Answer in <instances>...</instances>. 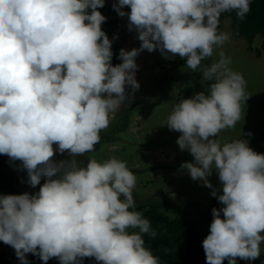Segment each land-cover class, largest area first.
<instances>
[{"label":"clouds","instance_id":"1","mask_svg":"<svg viewBox=\"0 0 264 264\" xmlns=\"http://www.w3.org/2000/svg\"><path fill=\"white\" fill-rule=\"evenodd\" d=\"M250 3L118 0L113 10L120 17L127 15L128 30L135 29L140 46L121 49V63L112 66L111 41L100 27L105 17L97 11L104 0H0V155L20 161L29 186L35 188L44 178L32 195L0 196V242L14 250L19 264H29V253L43 264L53 257L59 264H80L86 257L97 264H160L145 247L143 235L155 232L135 210L136 176L126 163L114 156L89 158L82 165L77 159L100 142V132L108 126L109 115L120 110L128 87L138 108L127 136L155 140L166 125L180 134L176 144L193 158L181 164L192 180L211 189L207 178L213 171L217 175L220 187L210 195L222 207L211 210L209 232L202 241L205 264H222L225 259L237 264L236 258L252 261L261 255L264 154L251 150L240 137L224 142L218 138L240 120L241 103L249 96L243 77L228 67L230 60L222 52L212 60L214 48L229 38L242 41L252 52L243 38L231 37L230 19L220 18L235 12L243 20ZM125 6L130 9L127 14L120 11ZM221 20L229 21V33L221 30ZM142 50L151 52L150 58L154 55L153 64L184 60L182 67L193 72L203 60L210 61L202 68V78L212 81L208 93L190 98L188 87L181 84L175 89L166 86L176 96L162 99V88L148 85L153 99L147 100L140 84L148 75L142 76L134 62ZM153 101L155 113L150 115L141 104ZM171 101L170 113L160 118ZM137 115L147 125L135 136L129 132ZM152 115L155 123L149 127ZM53 145L70 159L53 162ZM119 146L123 145L103 149L123 156L125 146ZM165 152L156 146L141 150L139 159L128 157L135 165L140 159L147 165L172 163L168 157L150 162L153 154Z\"/></svg>","mask_w":264,"mask_h":264},{"label":"rangeland","instance_id":"2","mask_svg":"<svg viewBox=\"0 0 264 264\" xmlns=\"http://www.w3.org/2000/svg\"><path fill=\"white\" fill-rule=\"evenodd\" d=\"M117 2L118 0H115L114 4ZM120 11L125 12L123 8H121ZM114 15H117L125 23L128 21L125 16L120 17L116 11H114ZM123 28L117 30L113 37V39L119 43L120 50L124 49L125 51H130L132 49H139L140 41L137 39L138 34L135 29L129 31L126 27L124 29ZM260 46L261 39L259 38L258 42H253V48L258 49ZM243 48V53L245 55H249L250 58L244 56L242 52L236 49V47H231L230 45L228 46V53L232 59L230 60L228 67L232 71L241 74L246 85L244 89L245 94L249 97L244 101V104L243 102L241 103L240 120L235 124L234 127L222 130L219 133L218 138L224 142L238 139L240 137L241 139L247 141L248 147L251 150L255 151L258 148L259 152L261 151V149H259L260 143L259 140L256 139V136L258 133L264 131V126L258 124V119H264V53L262 54L261 59L255 60L254 54L252 52L248 53L245 50L244 45ZM152 52H154V50ZM150 56L151 52H148L147 50L139 51L134 61L137 65V69H144L148 66H152L153 63L148 62ZM176 57L179 60H182L178 55ZM218 59L219 56L216 57L214 55L212 57L214 62ZM210 64V61L203 60L201 62V67L195 72L188 70L186 67H179V78L176 79L178 80L177 86L182 84L185 87H188L186 92L190 98L200 92L207 94L209 85L212 83V81H206L202 78V68L209 66ZM142 86L143 85L140 84L141 88ZM147 90L151 89L146 87V91ZM160 90L162 91L158 93L162 99L176 96L174 92H168L167 87H162ZM148 93L152 96V92ZM148 93L144 95L145 98L147 100H152L153 98L149 99ZM154 101L158 102V99H155ZM154 101L152 103L141 104L146 107V111H148L150 115L152 114V110L153 113H155V110L152 107ZM172 103L173 102L171 101L169 105L165 104L166 107H164L163 111L161 112L160 118H164L168 109L171 111L172 107L170 105ZM154 123L155 121L153 119V115L149 116L148 126L150 127V125ZM146 125L147 122H143L141 120V116L137 115L132 120L129 133L136 136L142 131L144 127H146ZM179 135L180 134L178 132L171 131L166 125H163L159 135L155 140L143 141L145 144L144 148L158 146L163 152L168 150L159 156L157 154H153V157H150V162H159L166 157L172 158V160H174L172 163L166 165L161 163L147 165L142 161V159H140L138 162L135 161L138 163L135 165L132 161L133 158L128 157V155L138 158V151L135 150L134 147L132 148L131 145L126 146V150L125 147L119 146L120 148L123 147V156L117 155L116 152H111L109 154L107 151H104L103 147L99 146L98 148L94 149L93 152H91L94 153L93 155L91 153H86L84 156L77 157V159L79 160L85 158V160H87L89 158H95L98 161H102L108 159L110 156H114L115 158L118 157L117 159L124 161L128 169L136 176V185L133 189V191L136 192V194L133 195L134 200H137L138 197L140 202L146 200L149 201L150 199L152 201L169 200L177 206L184 205L189 209H194L196 205H202L203 202L209 204L211 200V191L213 189H218L220 185L215 171H213L212 175L207 178L209 183L213 186L210 189L204 187L201 181L192 180L188 175L187 170L181 168V164L191 163L193 158L186 149L183 151L179 149L178 145L176 144V140ZM143 142L141 144H143ZM55 148L56 146L53 145L54 155L50 158L53 162L70 159L67 152L57 153ZM115 148L116 146H113V149ZM84 163H86V161H84ZM0 181L11 182L17 189L18 195L25 192H27L29 195H32L38 192L40 184L44 183V178H41L40 184H38L35 188L29 186L27 183V173L21 167L20 161H13L10 160L6 155H0ZM200 216L201 213L197 214L194 212L190 215V219L193 222H198ZM204 227H209V225L205 224ZM260 249L261 255L259 257L263 258L264 264V243L260 245ZM0 250L5 252L4 259L6 260V264H19V261L15 259L14 252L10 246L0 242ZM35 258L38 257H34V262L36 261ZM47 262H49V260ZM92 262L93 261L91 259L89 260L88 257L80 260V264H93ZM53 263L59 264L57 258H53Z\"/></svg>","mask_w":264,"mask_h":264},{"label":"trees","instance_id":"3","mask_svg":"<svg viewBox=\"0 0 264 264\" xmlns=\"http://www.w3.org/2000/svg\"><path fill=\"white\" fill-rule=\"evenodd\" d=\"M114 3L115 0H105L104 6L97 10L105 17V21L100 27L107 38L111 41V51L113 53L111 59L112 66L121 63L117 58L120 47L119 43L113 39L114 34L117 30L122 29L123 27H126L127 29L129 27L128 21L125 23L117 15H114ZM106 4H108L107 7ZM123 9L126 14L130 11L127 6L123 7ZM125 17L127 18V15H125ZM225 17L230 19L231 37L243 38L246 42L247 49L252 51L256 57H260L264 53V0H251L250 11L243 20L238 19L235 12H225L220 16V18ZM257 36L262 39V43L259 49H254L252 44L254 38ZM151 60L152 58H150L148 62H151ZM184 65V60L180 63L162 60L157 61L152 66L142 69L141 75H148V77L143 78V82H145L142 87L143 95L147 94L146 87L148 85H153L156 89L166 86L175 89L178 82L176 79L179 78V67ZM129 92L130 89L128 87L125 91L126 98L121 105L120 110L117 111L116 114L109 115L108 126L100 132V142L94 146V149L109 144H118L125 147L131 145L132 148L134 147L135 150L138 151V157L140 156L141 150L150 149L144 148V142L141 144L142 141H137L126 134L131 117L137 112L138 108L137 105L132 102L131 94ZM258 124L264 126V119H258ZM258 139L262 145L261 154H264V131L258 135ZM91 154L93 155L94 153ZM87 160L82 158L78 161H80L82 165L84 161ZM132 194L134 195L136 192L133 191ZM2 195H18V191L11 182L0 181V196ZM138 199L139 197L135 204V210L141 212L143 217L150 221L151 231L155 232L154 236L149 234L143 235L145 247L149 248L153 255L158 257L160 264H205L202 241L208 235L209 227H204V225H210L211 223V210L213 208L219 210L222 207L215 197L211 196L209 204L203 202L202 205H196L194 209H189L184 205L177 206L169 200L152 201L150 199L149 201L146 200L140 202ZM194 212L197 214L201 213L198 222H193L190 219V215ZM132 230L133 229H130L129 231ZM14 257L18 260L15 252ZM34 257L36 256L31 253L26 254L25 256L29 264H43L39 258H35L36 261L34 262ZM4 258L5 252L0 250V264H6ZM53 258H50L47 264H54ZM90 259L93 261V264H97L94 258H89V260ZM236 262L237 264H263V258L258 257L252 261L236 258ZM222 264H227V260L225 259Z\"/></svg>","mask_w":264,"mask_h":264},{"label":"crops","instance_id":"4","mask_svg":"<svg viewBox=\"0 0 264 264\" xmlns=\"http://www.w3.org/2000/svg\"><path fill=\"white\" fill-rule=\"evenodd\" d=\"M220 28H221V30L229 33V21L228 20H221L220 21ZM258 40H259V38H255L254 42H258ZM229 45L231 47H236V49L239 50L240 52H242V54L244 56L249 57V55H245L243 53V51H244V48H243L244 43L242 41L231 40L230 38L221 47L214 48L212 55H215L217 57V56H219V53L222 52L226 58H228L229 60H232L230 55H229V53H228V46ZM254 59L255 60H259V59H261V57H259V58H255L254 57ZM170 106L172 107V105H170ZM169 113H170V110L168 109L166 114H169Z\"/></svg>","mask_w":264,"mask_h":264}]
</instances>
